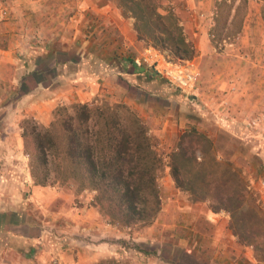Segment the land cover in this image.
<instances>
[{
    "label": "crops",
    "instance_id": "1",
    "mask_svg": "<svg viewBox=\"0 0 264 264\" xmlns=\"http://www.w3.org/2000/svg\"><path fill=\"white\" fill-rule=\"evenodd\" d=\"M202 2L210 5L212 0ZM4 9L10 10L9 16H2ZM252 15L248 13L241 39L217 53L211 78H202L199 85L201 113L211 114L218 127L239 137L249 130V120L255 116L264 125V17L262 9L255 11L251 22ZM184 22L191 33L190 21ZM33 33L41 36L35 47L31 45L34 40H29ZM116 33L117 38L113 37ZM198 33L194 46L201 49L203 59L208 42ZM0 37L6 39L0 45V213L14 211L20 217L0 222V264H94L112 251L109 241L95 240V230L101 229L104 237L114 227L91 204L74 208L68 216L75 222L73 234L87 231L93 235L90 239L85 232L49 239L42 230L31 235L10 227V223L24 221L22 209L28 201L46 208L49 203L41 196L47 187L36 184L31 176L21 120L31 117L48 126L59 106L92 104L107 88L108 80L122 72L115 67L124 54V46H119L125 44L128 50L140 46V40L131 19L111 0H0ZM48 52L56 57L53 67L44 71L51 65L43 62L49 58ZM128 53L134 57L132 50L125 51ZM94 57L100 59V71L94 69ZM131 79L154 94L164 83L143 71L134 72ZM261 180L264 173L258 182L254 178L251 182L259 186ZM185 204L174 200L165 213L174 211L191 218L186 210L193 206ZM67 210L60 208L58 213L67 217ZM189 223L199 235V253L182 248L177 264L189 260L187 264H264V232L257 231V238L251 241L240 240L227 211H213L208 202H199V230L193 219ZM23 224L34 226L28 221Z\"/></svg>",
    "mask_w": 264,
    "mask_h": 264
},
{
    "label": "trees",
    "instance_id": "2",
    "mask_svg": "<svg viewBox=\"0 0 264 264\" xmlns=\"http://www.w3.org/2000/svg\"><path fill=\"white\" fill-rule=\"evenodd\" d=\"M111 1L132 19L140 41L182 58L196 55L184 20L174 8L160 0ZM123 60L149 78L156 75L130 57ZM53 117L48 126L31 117L21 125L36 183L45 186L54 179L80 191H93L94 205L119 229L154 221L163 206L162 159L154 135L137 111L125 102L97 98L93 104L76 103L71 111L58 107ZM240 148H245L242 140L231 131L218 128L212 133L190 125L169 154V165L177 188L194 202L210 203L213 211H227L234 234L251 241L264 216L250 188V172L240 170L233 159ZM118 242L133 257L163 260L156 248H145L133 240ZM96 264L138 263L105 257Z\"/></svg>",
    "mask_w": 264,
    "mask_h": 264
},
{
    "label": "rangeland",
    "instance_id": "3",
    "mask_svg": "<svg viewBox=\"0 0 264 264\" xmlns=\"http://www.w3.org/2000/svg\"><path fill=\"white\" fill-rule=\"evenodd\" d=\"M160 1L174 8L182 18L184 17V21H190L189 28L191 33L187 31L188 29L186 28L187 25L185 22L184 25L193 45L196 44V33H198V31L206 36L208 49H206L205 55H207H204L205 57L202 59L200 56L201 49L197 47L196 55L193 58H182L175 56L167 49L153 46L145 41H140V46L128 48V50L123 43L124 45H120L119 49L124 46L122 48V53L124 54L115 65L117 70L122 71L121 74L118 75V77L112 76L108 80L109 84H107V88L93 100L95 101L97 98H100L111 102H125L136 110L143 122L149 127L151 134L154 135L156 150L162 159L159 185L163 198V206L157 218L152 222L134 225L131 228L116 230L115 228L117 227L113 226L114 228L108 231V235L102 234L104 237H101V229H97L94 232L95 235H97L95 236V240L103 239L112 244V251L109 252L106 257H117L138 264H177V256L183 252L182 248H184V250H192L199 253V235L196 234L194 229H191V227L189 228V220L193 219L197 224V230H199V202L192 201L187 192L176 187L170 172L169 154L176 148L180 135L188 126L196 125L201 129H209L212 133L215 132L216 129L221 128L215 123L211 114L201 113L199 108V85L202 84V78H211L217 53L223 51L229 44L236 43L241 39L242 36L239 33L243 28L244 22L247 21L248 13L252 12L253 14L251 22L255 18V11L262 9L264 17V0H252L253 2L251 3V0H212L210 5H205L203 2L201 3L202 0ZM4 10L10 12L9 9ZM2 16H5L3 11ZM131 22L133 24L132 19ZM191 36H193V40ZM113 37L117 38V33L114 34ZM40 38L41 36L36 35V33L30 35L29 40H34L31 42V45L35 47L39 40H41ZM4 41H6V39L4 40L0 37V45H3ZM147 46L160 49V51L171 59H194L200 70V76L196 86L192 89L181 88L173 84L165 76L156 74L155 77L164 82L160 85V88H157L160 92L154 94L151 91L139 87V85L131 79V75L137 71L131 67L128 61H124L123 58L129 55V53L125 54V51L132 50L134 57L130 58H134L133 60H137L145 68L151 70L142 58L143 50ZM98 51L99 50H97V52ZM252 53H254V51H252ZM48 57V59L43 60V62L52 65L51 62L56 56L53 57L52 53ZM60 57H62V55H60ZM92 61L93 63L95 62L94 69L100 71L102 69L101 65L98 64L100 59L94 57ZM51 65L46 68L44 67V71H48L47 69L50 70L51 68L49 67H53V65ZM55 71L58 73L61 72L58 68L55 69ZM37 79L38 77H33L34 81ZM33 80L30 82H33ZM45 80L48 82V79L45 78ZM73 105L74 104L61 106H65L71 111ZM26 118L21 120V125L25 122ZM249 122V130L242 131L240 137L234 134L242 140L245 148H240V151H238L239 153H237L233 159L240 170L248 173L250 172V188L255 192V195H257L264 216V193L261 191V185L258 186L257 183L251 182L253 178L255 180L254 182H258L259 178L264 173V125L256 116L251 118ZM231 133L233 134V132ZM224 141L229 140L227 139ZM227 151H230V149ZM33 180L36 183L34 178ZM260 182H262V180ZM43 187H47L46 190H48L41 194V196H43L42 200H48V207H37L36 203L28 201L22 209V219L24 221L16 225L10 223L12 230L31 235H36L42 230V234L49 239H61L63 236L67 235L77 236L79 233L85 232V234H87L86 237L90 239L93 235H90L87 231L76 232V235L73 234L74 229L72 223L75 222L68 219V216H72L70 213H73L74 208H84L86 205L90 206V204L96 207L100 214L112 225L108 218L100 211L99 207L94 205L95 193L93 191L87 189L80 191L77 187L63 185L54 179H51V183ZM48 192L55 194L49 195L50 193ZM174 200H183L188 207L190 205L193 206L191 209L186 210L187 213H191V218L185 216L183 213L179 214L174 211L169 215L168 211L165 213V208L173 203ZM195 203H197L196 207L194 205ZM208 206L210 207V203H208ZM64 207L68 209L65 211L69 214L67 217L58 213L59 209ZM18 218L20 219L19 215L15 214L14 211L4 214L0 213V222H8L9 220L14 222L16 219L19 220ZM25 221L33 223L34 226H24L23 223ZM16 223H19V221ZM263 223L264 219L260 220L259 224L255 226V229L261 233L264 232ZM255 233L256 231L252 233L253 239L257 238ZM117 235L119 237H117ZM120 239L139 242L148 249L156 248L158 255L161 254L163 256V260L160 259L159 256L151 258L145 256L133 257L127 253L121 243L118 242ZM53 263L57 264L59 261ZM187 263H190V260Z\"/></svg>",
    "mask_w": 264,
    "mask_h": 264
},
{
    "label": "built area",
    "instance_id": "4",
    "mask_svg": "<svg viewBox=\"0 0 264 264\" xmlns=\"http://www.w3.org/2000/svg\"><path fill=\"white\" fill-rule=\"evenodd\" d=\"M3 14L7 17L9 11L3 10ZM142 58L153 72L165 76L176 86L192 89L197 84L200 70L194 59H171L153 46L143 50ZM261 191L264 193V180L261 182Z\"/></svg>",
    "mask_w": 264,
    "mask_h": 264
}]
</instances>
